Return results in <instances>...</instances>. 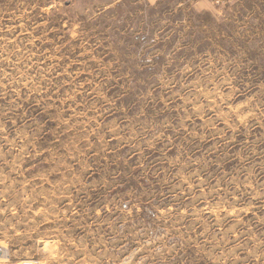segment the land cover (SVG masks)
<instances>
[{"label": "rangeland", "instance_id": "1", "mask_svg": "<svg viewBox=\"0 0 264 264\" xmlns=\"http://www.w3.org/2000/svg\"><path fill=\"white\" fill-rule=\"evenodd\" d=\"M0 264H264V0H0Z\"/></svg>", "mask_w": 264, "mask_h": 264}, {"label": "built area", "instance_id": "2", "mask_svg": "<svg viewBox=\"0 0 264 264\" xmlns=\"http://www.w3.org/2000/svg\"><path fill=\"white\" fill-rule=\"evenodd\" d=\"M7 251V247L0 244V258L4 256Z\"/></svg>", "mask_w": 264, "mask_h": 264}, {"label": "bare ground", "instance_id": "3", "mask_svg": "<svg viewBox=\"0 0 264 264\" xmlns=\"http://www.w3.org/2000/svg\"><path fill=\"white\" fill-rule=\"evenodd\" d=\"M7 254H8V251H6V253L4 254V257H6V256H7Z\"/></svg>", "mask_w": 264, "mask_h": 264}, {"label": "crops", "instance_id": "4", "mask_svg": "<svg viewBox=\"0 0 264 264\" xmlns=\"http://www.w3.org/2000/svg\"><path fill=\"white\" fill-rule=\"evenodd\" d=\"M151 2H155V1H157V0H150Z\"/></svg>", "mask_w": 264, "mask_h": 264}]
</instances>
